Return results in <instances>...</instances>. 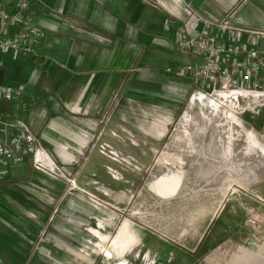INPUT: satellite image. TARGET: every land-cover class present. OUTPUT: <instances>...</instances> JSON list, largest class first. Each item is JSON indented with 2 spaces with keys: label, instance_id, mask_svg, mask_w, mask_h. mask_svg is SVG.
<instances>
[{
  "label": "rangeland",
  "instance_id": "374dc122",
  "mask_svg": "<svg viewBox=\"0 0 264 264\" xmlns=\"http://www.w3.org/2000/svg\"><path fill=\"white\" fill-rule=\"evenodd\" d=\"M256 90L264 91V77ZM111 91L98 106L94 96L73 111L70 106V124L40 141L43 164L22 170L39 179L20 184L26 195L16 194L11 208L33 239L25 246L26 239L5 236L18 249L8 259L149 264L125 252L144 248L131 223L144 232L146 248L168 243L184 250L221 208L226 221L238 215L243 239L264 256V101L243 93L209 95L195 85L180 94ZM162 175L169 177L160 184ZM154 179L151 189L169 185L172 192L162 197L150 190ZM248 217L258 228L245 223Z\"/></svg>",
  "mask_w": 264,
  "mask_h": 264
},
{
  "label": "crops",
  "instance_id": "0c3cea01",
  "mask_svg": "<svg viewBox=\"0 0 264 264\" xmlns=\"http://www.w3.org/2000/svg\"><path fill=\"white\" fill-rule=\"evenodd\" d=\"M29 1L44 36L34 44L32 54L21 51L13 60L10 51L0 53V84L23 83L26 107L18 110L15 105L0 102V111L10 108L11 119L27 122L43 144L51 139L50 132L62 131L59 125L70 124V106L71 110L78 108L79 103L92 96L98 106L107 90L134 96L165 91L180 94L194 88L190 76L179 77L177 68L187 62L194 64L197 59L175 46L173 40L174 28L187 18L185 6L214 18H222L236 7L231 17L235 23L264 29L263 0ZM261 48L264 49V39ZM258 100L264 101V95ZM137 127L149 133L144 126ZM245 134L247 139L252 138L250 132ZM261 152L264 155V149ZM23 163L25 167L19 173L14 172L17 167L6 176L0 175V264H18L15 259H8V252L16 247L5 236L22 241L24 238L25 246L33 239L31 230L17 221L20 217L11 208L16 194L26 195L20 184L31 181L29 178L34 182L39 179L22 172L31 165L29 160ZM161 177L160 184L168 180L165 175ZM155 180L148 188L167 197L171 187L153 190L150 185ZM33 188L44 192L38 186ZM222 211L223 208L217 210L207 220L197 241L184 250L168 243L161 250L146 248L144 232L130 222L142 235L144 248L138 254L131 248L125 252L133 260L149 264H264V256L258 255L252 242L245 240L247 236L243 239L247 234L242 233L238 215L230 213L232 218L226 221ZM126 224L118 232L120 239Z\"/></svg>",
  "mask_w": 264,
  "mask_h": 264
},
{
  "label": "built area",
  "instance_id": "2783aa9c",
  "mask_svg": "<svg viewBox=\"0 0 264 264\" xmlns=\"http://www.w3.org/2000/svg\"><path fill=\"white\" fill-rule=\"evenodd\" d=\"M185 11L187 18L174 28L173 40L175 46L195 56L197 62L180 64L177 75H189L192 84L209 95L257 91L264 77V29L235 23L227 14L222 18L206 17L188 6ZM43 36L44 30L29 0H0V53L10 51L13 60L21 51L32 54L34 44ZM24 92L21 82L0 84V102L23 109ZM9 109L0 111L1 176L27 160L34 166L44 160L38 136L31 132L27 122L11 119ZM245 223L253 229L259 226L252 217Z\"/></svg>",
  "mask_w": 264,
  "mask_h": 264
},
{
  "label": "bare ground",
  "instance_id": "6f19581e",
  "mask_svg": "<svg viewBox=\"0 0 264 264\" xmlns=\"http://www.w3.org/2000/svg\"><path fill=\"white\" fill-rule=\"evenodd\" d=\"M241 93H243L245 96L247 97H255V99L258 100V98L261 97V94L264 95V92H259V91H242V90H239V92H232L230 93V96L234 95V96H237V95H242ZM263 99V98H262Z\"/></svg>",
  "mask_w": 264,
  "mask_h": 264
}]
</instances>
